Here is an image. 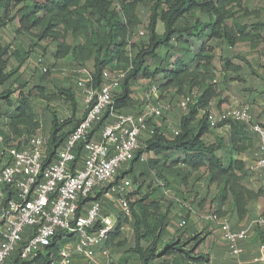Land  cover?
<instances>
[{
	"label": "trees",
	"instance_id": "16d2710c",
	"mask_svg": "<svg viewBox=\"0 0 264 264\" xmlns=\"http://www.w3.org/2000/svg\"><path fill=\"white\" fill-rule=\"evenodd\" d=\"M144 4H148L149 12L147 40L135 43L134 32L140 25L137 9ZM257 16L248 9L245 0H0V31L16 23L15 34L31 40L27 50L18 46L11 52L9 45H0V120L9 128L3 136L5 144L12 137L21 146L40 129L30 103L34 93L48 102L64 98L71 106L69 118L59 120L54 115L51 120L43 167L55 160L81 120L75 119L77 103L71 88L54 86L56 92L49 97L46 95L49 72L40 74L36 87H31L20 73L42 41L52 45L51 56L55 61L70 56L81 68L92 61L91 70L87 71L92 88L101 85L103 71L124 73L113 93L114 107L121 113H129L127 110L133 105L132 85L138 80L148 83V91H156L160 96L169 92L172 98L186 101L176 134L154 128L122 173L136 186L127 195L134 239L129 252L139 257L140 264H151L164 257H174L171 264L207 262V256L195 254L202 239L182 242L179 237L158 249L170 221L172 204L158 198L156 193L153 195V191L143 195L144 182L154 177L164 187L175 182L178 188H187L193 173H201L210 186L218 188L217 201L224 203L229 199L239 217L245 212L253 196L242 182L247 173L245 163L233 155L251 148L252 132L242 122L229 120L215 127H226L225 137L212 143L203 138L209 133V114L227 102L221 99L222 86L231 80L228 75L222 76L221 82L216 80L215 50L234 48L239 43L251 48L264 45V22L250 21ZM221 62L224 74L240 71V65L230 59L223 57ZM141 154H145L142 162ZM80 156L78 150L76 157ZM99 198L100 195L89 197L84 204L100 203ZM192 205L190 202L187 207L191 209ZM211 215L219 216L216 212ZM122 217L117 216L102 247L124 246L120 240L127 218ZM187 218L188 215L184 218L186 223ZM99 228L97 222L90 232ZM76 240L75 234L58 231L48 245L39 248L28 260L20 258L23 242L5 264H61L60 250Z\"/></svg>",
	"mask_w": 264,
	"mask_h": 264
},
{
	"label": "built area",
	"instance_id": "2783aa9c",
	"mask_svg": "<svg viewBox=\"0 0 264 264\" xmlns=\"http://www.w3.org/2000/svg\"><path fill=\"white\" fill-rule=\"evenodd\" d=\"M84 75L85 81L79 82L78 87L86 97L85 114L55 160L46 167L43 162L47 138L34 135L18 146L14 142L5 144L0 136V264H5L23 242L20 258L28 260L39 248L48 245L58 231L78 238L73 248L60 250L61 264L72 254L94 264L96 247L106 241L114 226L113 220L101 216L99 202H90L85 208L84 200L96 190L106 188L108 193L116 195L122 214L129 215L128 193L119 172L140 151L148 130L146 119L149 115H160L161 108H151L141 116L121 113L114 107L113 93L124 73L103 71L102 83L97 88H92L87 71ZM181 106L184 109L186 101ZM229 120L242 122L258 137V157L248 170L258 174L264 183V116L256 120L247 107L208 116L210 129ZM151 134L152 130L148 138ZM78 150L79 158L76 157ZM139 160L144 161L145 154ZM160 186L163 195L168 197V190ZM209 220L220 225L230 254L238 257L245 231H233L227 221H221L216 215H211ZM97 222L100 228L90 232ZM255 224L264 226V218ZM185 226L184 220L179 223V228Z\"/></svg>",
	"mask_w": 264,
	"mask_h": 264
},
{
	"label": "rangeland",
	"instance_id": "374dc122",
	"mask_svg": "<svg viewBox=\"0 0 264 264\" xmlns=\"http://www.w3.org/2000/svg\"><path fill=\"white\" fill-rule=\"evenodd\" d=\"M245 1L248 9L258 14L257 17H251L250 21L264 22V1ZM148 13V4L139 6V8L137 9V15L140 20V25L136 28V31L134 32L132 41L135 43L145 42L147 40L145 29L148 22ZM15 29L16 23H13L0 31V45H9L11 52L18 46L23 47L27 50L31 43L30 38L28 39V37L17 36L15 34ZM158 30L161 31V26L158 27ZM38 45L39 46L35 48L29 60L26 62V64L20 71V73L24 77V80L29 81L31 87L38 86L40 77L46 74V72H42V70L45 69L47 72H49L47 79L50 82V84L46 85V95H48L49 97L53 96V94L56 92L54 86H57L62 89L71 88L75 97V101L77 103V110L75 116L77 119H81L86 111V97L83 92L79 89L78 83L85 81L84 71L89 72V70H91L92 61L87 62L86 67L83 68L76 66L70 56L66 57L65 59L55 61L51 56V51L53 50V47L51 44H49L48 41L39 42ZM223 57L230 59L231 62H233L234 64L240 65V72L237 75H234L232 73H226L232 79H237L238 77V81L235 82L236 84H238L236 86V89L243 88L244 91L249 89L248 97L250 101L253 100V102L264 103V45L261 44L256 48H251L250 45L246 43H239L234 48H217L215 50V59L213 62L217 81L221 79L222 74L224 73L221 65V60ZM11 65L14 66L13 61L11 62ZM147 84L148 83H146L144 80H138L132 85L131 97L133 100V105L131 106L130 111H128L129 113H123L131 114L134 116H141L142 114L146 113L149 109L159 107L161 108V115L157 116V123L159 121L166 122V128L168 127L171 132H174L177 129V125L182 115L181 113L183 111V107L181 106V99L179 100L178 98H172L169 92H164L160 96L157 92L154 93L152 90L148 91ZM231 87L232 90L235 89V85H232ZM115 91H117V89H115ZM25 93L27 94V92ZM38 96V94L34 93L30 98L31 108L35 114V118L39 121L40 125V129L36 132V135L48 138L49 130L51 128V120L53 119V116L55 115L56 118L59 120L69 118L71 115V106L69 104V101L65 100L64 98L53 99L48 102L46 100H42ZM241 106L242 104L226 105L225 107L220 108V110L214 108L212 113L217 115L221 112H225L232 108H239ZM135 107H142L144 109V112L138 111V109ZM153 117L156 116H152L151 118ZM150 127H153V125H151ZM225 128L226 127L217 129L215 128V131L216 133H223L225 132ZM8 129V125L5 123V121L0 120V136L1 133L6 134L8 132ZM205 140L209 143L214 142L212 136L210 135L206 136ZM144 141L145 139L143 138V142ZM7 142L11 143L15 141H12L11 137ZM126 171L127 168H123L122 170H120L119 176L120 179L123 180V184L127 189V193L130 194L131 192H134L136 190V186L132 187V182L130 178L127 175L122 174ZM194 178L195 177H190L189 183H191ZM156 183L157 182L154 181V177L147 179L144 182V187L146 186V188L143 189V195L146 191H153V195L154 193H156V196L163 197L161 196L160 191L157 189ZM167 187L171 194L175 195V188L170 187L169 185H167ZM176 191H179V189H176ZM181 195L182 198L183 194ZM106 199L107 205H103L104 209L102 213H105L106 210L109 211L110 208L113 206L116 208V205H119L118 208L120 210L121 207L119 203V198L116 195L110 194V196L106 197ZM115 199L117 200V203H115ZM165 202L170 203L168 201ZM213 212L211 211V213ZM205 214L206 212H204V216H206ZM73 246L74 245L71 244L69 248ZM120 250L127 251V247L125 246ZM100 252V249H95L94 264H111V259H113V257H111L110 254L104 255ZM65 264L92 263H89L82 256L72 254L67 259ZM231 264H236V262H234L233 260Z\"/></svg>",
	"mask_w": 264,
	"mask_h": 264
},
{
	"label": "crops",
	"instance_id": "0c3cea01",
	"mask_svg": "<svg viewBox=\"0 0 264 264\" xmlns=\"http://www.w3.org/2000/svg\"><path fill=\"white\" fill-rule=\"evenodd\" d=\"M229 73L230 72H227V74ZM227 74L223 73L222 76ZM237 79L231 78L230 81L228 80L223 84L221 99H227V102L222 104L220 108H223L226 105L242 104V106L249 109L250 114L256 120L262 118L264 116V103L253 102V100L250 101L248 97L249 89L246 91H244L243 88L236 89L238 84L235 82L238 81ZM218 81L221 82L222 77ZM232 85H235V89L233 90L231 89ZM153 92L156 93V91ZM142 107L135 108H137L138 111L144 112ZM220 108L217 110H220ZM127 111H130V109ZM183 113L184 109L181 114L183 115ZM152 116L153 115H149L148 119H146L149 122L147 121V134L145 133L143 137L145 140L149 139L148 134L154 128H161L171 134L178 130L180 119L177 129L174 132H171L168 127L166 128V122L159 121L157 123L158 115H155L156 117L151 118ZM75 119H77L76 116ZM151 125H153V127H150ZM216 129H209V133L205 135L203 139L205 140L206 136L210 135L214 141L216 138L225 137L228 134L227 128H225V132L223 133H216ZM1 136L3 137L4 134L1 133ZM250 139L251 148L243 153L233 155L236 160H240L245 163L247 173L242 182L253 196V198L247 202L246 210L240 217L236 214L229 199H226L224 203L217 201L216 197L218 194V188L215 185L210 186L205 178H203V174L201 173H193L191 177L195 178L191 183H189L187 188H178L175 182L170 183L169 186L175 188V195H172L168 187L165 186L169 192L168 197L163 195V191L160 186L161 183H156L157 189L160 191L161 196H163L157 197L172 204L170 221L158 249H160L165 243L171 242L172 240H175L179 237L181 239L180 241L182 242H187L195 238L202 239V242L196 249L195 254L208 257L207 262L203 264H231L233 260L236 262V264H264V226L255 224V222L264 218V183L258 174L248 170V166L251 164V162H253L258 157L259 150L258 137L251 133ZM15 144L18 143L16 142ZM138 179L140 178L138 177ZM169 180L173 181L172 178H169ZM134 186L135 184L132 183V187ZM176 189H179V191H176ZM181 194H183V199L181 198ZM95 195H100L99 199L101 216L110 218L115 224L117 216L119 214L123 215L122 209L120 208L119 210V205H116V208L113 206L109 211L106 210L105 213H102L104 209L103 205H107L106 197L110 196V193H108L107 189L104 188L102 190L94 191L93 197H95ZM190 202H193L191 209L187 207ZM89 203L90 202L84 204L85 208L87 205H89ZM115 203H117L116 199ZM211 211L216 212L219 215L218 217L221 221H227L233 231H245L246 236L244 240L239 243L241 255L238 257H233L230 254L228 244L223 238V232L220 225L209 220V217L212 214ZM204 212H206V216H204ZM186 215H188V222L186 223V226L179 228V223L184 220ZM122 218H127V222L124 223L122 228V238L120 240L124 243V246L120 248H113L111 246L109 248H105L100 245L96 248L101 250L100 253L104 255L110 254L111 257H113V259H111V264H140L139 257L129 252V249L134 246L131 220L129 216H124ZM77 242L78 238L76 241L70 242L64 247H69L71 244L75 246ZM125 246L127 247V251H121L120 249ZM190 246L191 244L185 246V248L188 249ZM172 258H158L151 262V264H171Z\"/></svg>",
	"mask_w": 264,
	"mask_h": 264
}]
</instances>
